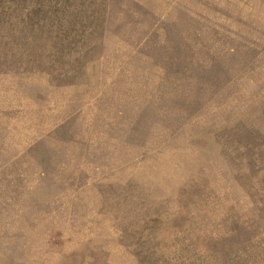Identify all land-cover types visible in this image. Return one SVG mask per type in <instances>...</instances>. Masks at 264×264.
Instances as JSON below:
<instances>
[{"label": "rangeland", "instance_id": "obj_1", "mask_svg": "<svg viewBox=\"0 0 264 264\" xmlns=\"http://www.w3.org/2000/svg\"><path fill=\"white\" fill-rule=\"evenodd\" d=\"M0 264H264V0H0Z\"/></svg>", "mask_w": 264, "mask_h": 264}]
</instances>
